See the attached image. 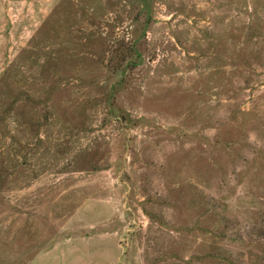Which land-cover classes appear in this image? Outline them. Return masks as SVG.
Wrapping results in <instances>:
<instances>
[{
  "label": "rangeland",
  "instance_id": "obj_1",
  "mask_svg": "<svg viewBox=\"0 0 264 264\" xmlns=\"http://www.w3.org/2000/svg\"><path fill=\"white\" fill-rule=\"evenodd\" d=\"M0 264H264V0H0Z\"/></svg>",
  "mask_w": 264,
  "mask_h": 264
}]
</instances>
